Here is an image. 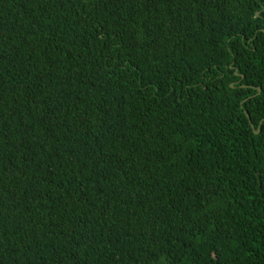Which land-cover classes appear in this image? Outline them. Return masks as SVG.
<instances>
[{"label":"trees","instance_id":"16d2710c","mask_svg":"<svg viewBox=\"0 0 264 264\" xmlns=\"http://www.w3.org/2000/svg\"><path fill=\"white\" fill-rule=\"evenodd\" d=\"M0 264H264V0H0Z\"/></svg>","mask_w":264,"mask_h":264},{"label":"water","instance_id":"95a60500","mask_svg":"<svg viewBox=\"0 0 264 264\" xmlns=\"http://www.w3.org/2000/svg\"><path fill=\"white\" fill-rule=\"evenodd\" d=\"M258 16H259V13H258ZM237 75H238V73H237ZM242 78H244V76H242ZM232 87L234 88V85H232ZM258 91H259V93H260V92H261V88H259ZM246 114H247V117H248L249 120H250V115H249L247 112H246ZM250 123H251L252 128L255 129V127H254V125H253V123H252L251 120H250ZM262 124H263V121L261 122V126H262ZM261 126H260V128H259L258 130L255 131V133H256L257 135L260 134V132H261Z\"/></svg>","mask_w":264,"mask_h":264}]
</instances>
